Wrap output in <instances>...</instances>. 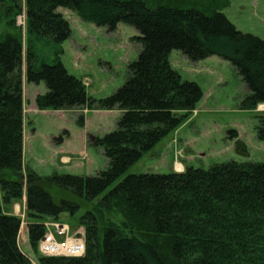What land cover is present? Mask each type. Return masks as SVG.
Listing matches in <instances>:
<instances>
[{"label": "trees", "instance_id": "1", "mask_svg": "<svg viewBox=\"0 0 264 264\" xmlns=\"http://www.w3.org/2000/svg\"><path fill=\"white\" fill-rule=\"evenodd\" d=\"M6 1L17 5L5 11L13 25L22 5L20 0L0 3ZM23 4L31 37L64 44L72 31L58 12L65 9L110 33L120 25L132 27L140 50L123 86L96 100L61 62L37 68L29 48L26 80L46 88L36 99L38 110L122 112L114 131L90 142L103 151L104 170L94 176L44 177L24 167L22 42L14 36L0 41V264H33L19 245L23 220L4 211L24 198L27 240L35 254L48 221L85 211L77 221L85 228L84 256H42L38 264H264V162L126 175L203 99L202 88L171 67L174 51L193 63L212 57L229 62L249 91L241 103L248 111L264 104V40L242 33L222 12L150 8L145 0ZM77 123L84 126V115ZM257 132L264 142L263 122Z\"/></svg>", "mask_w": 264, "mask_h": 264}, {"label": "rangeland", "instance_id": "2", "mask_svg": "<svg viewBox=\"0 0 264 264\" xmlns=\"http://www.w3.org/2000/svg\"><path fill=\"white\" fill-rule=\"evenodd\" d=\"M145 1L150 8L181 7L197 9L207 15L213 11L222 12L239 31L264 40V0ZM23 3L24 0H20L22 11L15 15L14 26L5 11L17 5L8 1L0 3V41L8 36L17 37L22 42L24 52V167L44 177L63 174L94 176L107 167V161L103 151L93 147L90 142L95 137L114 131L122 112L38 110L36 99L46 93L45 86L27 82V53L32 48L31 52L37 56V68L43 64L61 62L70 74L82 80L90 97L99 100L111 96L125 83L129 64L138 58L140 46L134 42L138 34L126 25H120L114 33H110L105 28L82 21L69 10L59 9L58 12L69 22L72 31L64 44L57 45L47 39L29 36ZM208 61L193 63L180 51L171 54V67L183 80L197 83L203 90V99L180 127L130 168L126 175L183 173L189 167L209 169L215 164L230 161L264 162V142L260 141L257 132L260 124H264V104L258 105L255 110L243 111L241 103L249 95L243 80L229 62L218 57ZM82 115L85 124L79 127L77 121ZM77 129L82 135V161H79L82 168H74L73 160H63V156L69 155L72 150L76 151L75 145L72 147L73 143L64 142L72 138L71 131ZM63 145V150L59 152ZM60 163L65 166L62 170H59ZM12 209L11 215L23 220L20 248L33 264H38V258L43 255L39 248L35 254L27 241V207L22 208L18 202L12 205ZM84 212L81 210L75 217L64 214L59 221L46 222L57 224L50 229L55 233L58 243H68L72 239L69 242L72 244L73 238L77 239L80 234L82 239L79 240L85 245V228L79 227L77 223ZM58 225L67 228L66 235L58 234ZM54 257L74 256L60 253Z\"/></svg>", "mask_w": 264, "mask_h": 264}, {"label": "built area", "instance_id": "3", "mask_svg": "<svg viewBox=\"0 0 264 264\" xmlns=\"http://www.w3.org/2000/svg\"><path fill=\"white\" fill-rule=\"evenodd\" d=\"M57 224H48L47 233L44 236L43 240L40 243V252L45 256L54 257L57 254L63 253L69 256L80 257L85 253V245L81 240L73 238L72 244H69L70 241L58 243L55 233L51 231V226H56ZM59 226L58 234L60 236L66 235L67 228L64 226ZM69 240V239H68ZM67 240V241H68ZM59 256V255H58Z\"/></svg>", "mask_w": 264, "mask_h": 264}, {"label": "crops", "instance_id": "4", "mask_svg": "<svg viewBox=\"0 0 264 264\" xmlns=\"http://www.w3.org/2000/svg\"><path fill=\"white\" fill-rule=\"evenodd\" d=\"M214 58V57H213ZM216 58V57H215ZM209 59H211V58H209ZM205 62H209L208 61V59L207 60H205V61H202V62H199V64H203V63H205ZM44 86V85H43ZM43 88H45V87H43ZM246 88V87H245ZM247 89V88H246ZM45 90V92H46V88L44 89ZM112 112H114V111H112ZM115 112H118V110L117 111H115ZM119 113L121 114V112L119 111ZM117 122L118 121H116V124H117ZM62 129H64V128H62ZM62 129H60V131L62 130ZM59 131V132H60ZM76 132V133H75ZM71 133H72V138L70 137L69 139H65V142H64V144H67L68 142H69V144H72V147L75 145V147H76V151H74L73 152V150H72V152L69 154V155H66V156H63V160H64V162H70V161H74V168H82V165L80 164V162L79 161H82V135H81V131H79V129H77L76 131H74V130H72L71 131ZM54 136L56 135V134H53ZM63 147H64V145L61 147V148H59V152H60V150L62 151L63 150ZM73 149V148H72ZM75 150V149H74ZM79 155H81V157L79 156ZM61 164V163H60ZM72 164V163H71ZM65 168V166H63L62 164H61V167L59 168V170H62V169H64ZM15 204H17V203H14V204H12V205H15ZM20 204H22V208H26V200H25V198H24V200L23 201H21L20 202ZM12 205H10V206H7V205H5L4 206V211L6 212V213H8V214H12ZM28 241V240H27Z\"/></svg>", "mask_w": 264, "mask_h": 264}, {"label": "water", "instance_id": "5", "mask_svg": "<svg viewBox=\"0 0 264 264\" xmlns=\"http://www.w3.org/2000/svg\"><path fill=\"white\" fill-rule=\"evenodd\" d=\"M77 239H82V235L78 234Z\"/></svg>", "mask_w": 264, "mask_h": 264}]
</instances>
